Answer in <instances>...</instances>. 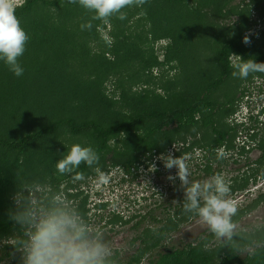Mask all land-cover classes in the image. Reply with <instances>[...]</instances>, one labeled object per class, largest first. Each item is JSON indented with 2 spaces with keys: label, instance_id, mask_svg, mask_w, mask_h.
<instances>
[{
  "label": "rangeland",
  "instance_id": "obj_1",
  "mask_svg": "<svg viewBox=\"0 0 264 264\" xmlns=\"http://www.w3.org/2000/svg\"><path fill=\"white\" fill-rule=\"evenodd\" d=\"M218 2L224 3L223 14L226 13L229 16L224 20L218 18V12H216L214 5ZM19 3L22 2L19 0L17 4ZM72 9L66 10L65 7L54 9L38 4L28 17H23L20 21L21 26L30 37L26 43L23 56L19 58V62L24 68L23 75L17 77L3 61H0V113L4 111L10 114V118L0 119L1 136L16 139L26 132L33 131L34 128L30 121L27 120L25 126L22 125L27 118L42 120L41 123H44L67 115L77 117L85 112L86 114H93L101 122L118 119L130 111L126 103L122 101V94L126 90H131L137 94H142L145 90H156L158 93L164 94V87L169 84H174L177 91L187 90L190 87L188 82L190 72L200 71L198 64H201L205 70L208 69L209 64L214 66L217 48L231 36L225 33L224 27H233L232 33H234L240 26V18L237 15L239 11L245 10L249 14V24L248 28L244 30V36L249 35L252 49L255 52H264V41L262 40L264 21H258L259 12L253 6H248L246 0H183L176 4H170L163 0H148L143 7L123 9L122 11L126 13L127 17L124 20L113 16L108 24H104L100 20L91 21L93 25L91 30H81L80 25L83 22H89L94 13L85 9H77L76 11ZM42 22H47L48 26L43 31L37 30L36 26ZM63 24H66V27ZM155 26L162 27L158 31L167 34V36L170 35V38L154 40ZM136 34L142 35L144 44L141 43L138 48L141 51L140 55L131 57L127 50V43L135 42L136 37L134 35ZM102 35H107L112 40L111 46L105 43ZM115 46H119V49L116 50L118 53H115L116 51L111 53L109 50ZM152 54L158 57L160 65L153 66L151 64L150 67H145L146 62L151 63ZM182 54L183 58L179 61L177 57ZM230 60L232 65L241 62L240 58L234 54L231 55ZM186 62L190 63L188 67L190 72L183 67ZM144 67L146 70H142ZM140 70H142L141 74L144 75L140 81L130 77L131 73ZM27 80L26 84L25 81ZM228 82L212 94L220 102L226 101L225 94L227 91L229 92L230 87L233 88L234 92H238V97L241 90L246 88L250 99L253 102H259L258 105L262 107V103H264V77L252 73L247 79L233 76V79ZM197 83L200 82L197 81ZM28 88L36 93L34 97L39 98V95L43 92L46 94V91L54 93V97L51 96V102L47 105L40 100L37 104H41V106L36 107L33 116L29 113L28 116L25 112L24 117L15 119L14 116L24 114L21 109L26 104L25 102H32L33 95L31 96L30 92H24ZM199 90L200 88H197V91ZM259 90L262 91L260 96L258 95ZM70 92L73 93L70 95V101L64 96L63 99L66 101L63 102L61 95L67 94L69 96ZM88 92L89 99L84 100L81 94ZM202 93L203 91H200L199 94ZM245 100L246 97H240L235 103L237 116L225 117L223 122L227 126L231 127L230 124L232 123L235 125L234 119H239L242 116L237 111L240 102ZM101 104L107 105L104 111ZM237 130L239 139L246 141L243 147L244 153L248 152L253 144L250 132H248L247 127L244 129L241 126H238ZM144 133V131L135 133L130 142L132 146L130 148H126V136L124 135L109 141V146L102 155V161L106 163V167L101 168L112 177L109 184H97L96 174L93 173L85 176L84 181H64L61 185L65 194L66 190L71 192L70 186H75L78 191H81L76 202L79 203L84 198L87 199L84 208L87 212L85 216L92 222L93 226L104 232L106 241L122 259L127 258L138 246L139 241L134 243V239L138 234L141 235L142 230L160 227V224L145 222L138 230H135L133 225L140 219V216L159 208L158 205H169V202L172 203L173 207L170 208V211L173 214L177 205H180L181 200L184 199V192L180 188L179 179H176L175 184L167 179L170 174L175 175L177 169L173 168L170 171L165 169L163 161L158 160L157 157L169 152L174 156H176L177 151L185 152L187 142L175 141L168 145V134L160 133L151 137L142 146L140 161L136 163L138 167H133L130 173L125 171L122 160H119L120 164L118 165H111L120 156H125L123 161L131 157L135 150L134 142L141 138ZM43 141L40 143L44 147L46 146L44 149H51L50 158L48 160L46 158L45 164L40 167L37 166L38 168L35 167V170L44 173L42 177L45 178V183L41 184L46 186H51L49 182L52 177L62 176L56 170V163L67 155L73 144L95 147L87 135L75 136L64 128L52 136L49 142ZM238 142L237 138L236 143ZM161 146H165L166 149L160 152L155 150ZM33 148L38 149V144L33 145ZM151 149H153V153H151ZM53 152L59 153L58 156H55ZM185 155L188 156L187 153ZM258 156H260V151H249V153L244 154L243 159H241L243 162L238 163L243 178L253 176L254 170L259 167L244 162L251 161L253 163ZM152 164L156 165L157 170L154 172L149 171ZM234 165L229 160L220 168L221 175L225 176L227 180L238 174ZM189 167L192 171L193 167L190 165ZM141 168L143 173L140 171ZM261 169L264 170V167ZM6 175V169L2 170L0 166V177ZM240 183L239 181L238 184ZM251 184L252 181L250 180L249 185L243 190L248 191L249 189V191L244 193L243 197H240L241 194L231 196L234 200L238 198L239 208L244 207L245 209L258 194V191L252 188L254 185ZM78 191L74 190L73 192ZM79 210L84 211L83 208ZM157 211L160 212L161 209ZM245 215L242 216V219H245ZM126 219H130L128 223L124 222ZM205 227L198 220H189L180 227L179 231L172 232L169 235L170 238L164 241L162 245L170 248L178 245V247L185 246L188 242H198L201 240V237L198 238V236H207L202 232V229L204 232L208 230ZM247 229L248 231L251 230V228ZM14 242L12 236L8 240L0 241V264H21L22 253L16 252L13 256L11 248L5 245L8 243L12 246ZM237 242L228 247L232 248L244 243L242 239ZM241 247H244V244ZM242 250L244 253L247 251L252 253L254 247L251 246L249 249ZM9 253L10 255H8ZM143 264H147L146 259L143 260Z\"/></svg>",
  "mask_w": 264,
  "mask_h": 264
},
{
  "label": "trees",
  "instance_id": "obj_2",
  "mask_svg": "<svg viewBox=\"0 0 264 264\" xmlns=\"http://www.w3.org/2000/svg\"><path fill=\"white\" fill-rule=\"evenodd\" d=\"M163 1L170 4H176L183 0ZM246 1L248 2V6H253V8L259 12L258 17L261 21H263L264 0ZM38 4L54 9H60L62 7H65L66 10L73 8L72 10L75 9L74 11L77 9H84L79 5V3L70 4L68 0H26L21 6L17 7L16 15L19 20L21 21L23 17H28L34 7ZM223 4V2L214 3L216 6V12H218V18H221V20L229 17L228 14H223ZM237 15L240 18V26H238L236 32L234 33H232L233 27H224L225 33L231 36L219 48H217L214 66L209 64L208 69L206 68L205 70L201 64H198L200 71L192 72L188 68L190 63L186 62L185 65L183 64L184 66L182 65L189 70L188 72L191 71L188 81L190 87L187 90L177 91L175 90L174 84L166 85L164 87V94H160L156 90H145L142 94L126 90L122 94V101L126 103L130 111L123 114L118 119L101 122L99 118L94 117L93 114H86L85 112L77 117L67 115L65 117L52 120L51 122L44 123H41L42 120L27 118L22 125L25 126V122L27 120L30 121L31 126L34 128L33 131L26 132L16 139H9L0 135V166L2 170L6 169L7 174L4 177H0V241H3L4 239L8 240L11 236L14 237L15 241L21 238L22 234L19 230V226L15 225V222L9 218L10 214L15 211L13 197L20 190V186H23V184L34 181L45 183V178L42 177L44 173L42 174L37 172L35 167H40L45 164L46 158L47 160L50 158L51 149L48 148L45 150L44 148L46 146L44 147L40 142L43 140H47L49 142L50 138L60 132L63 128L67 129L75 136L87 135L90 138V140L95 144L94 149L100 155L99 167L101 168L106 167V163L102 161V155L107 150L109 141L112 138H119L122 135L126 136L125 145L126 148H130L132 147L130 142L135 133L144 131V135L134 142L135 150L131 157L123 161V157L125 156H120L111 163V165H118L120 164L119 160H122L127 173H130L133 167H138L136 163L140 161L142 146L146 144L151 137L160 133L168 134V145H171L175 141L187 142L190 135H196L198 133H202L205 139L210 140L212 137L210 129L218 135L216 139L211 141V144L223 145L227 135H230L231 131L237 133L238 126H227L223 120L226 116H231L235 113V103L240 97H244V95L248 92L247 89L245 88L241 90L240 96L238 97V92H234L233 88L230 87L228 89L229 92L227 91L225 94V102H220L212 94L218 91L221 86L228 84V81L233 79L232 73L234 68L232 67V62L230 60L231 55L234 54L238 56L241 62L243 60L253 59L257 63H264V52H255L252 49V43L250 45H245L243 43L244 30L245 28H248L249 24L248 12L245 10L239 11L237 12ZM72 23L74 24V22ZM84 23L85 22H83V24ZM63 25L66 27V24ZM47 26V22H42L36 26V29L43 31ZM160 29H162V27L159 28V26H155L154 40L170 38V35L167 36V34L159 32L158 30ZM65 30L69 32V30ZM134 36L136 37L134 39L136 41L127 43V50L131 54V57H137L136 55L138 54L140 55L141 51L138 48L140 44L143 43L142 39H144L141 34H136ZM262 40L264 41V32ZM118 49L119 46H115V48L110 49L109 51L114 53V51ZM115 53H118V51ZM182 58L183 54L177 57L179 61H181ZM151 60V63L146 62L144 66L150 67L151 64L153 66L160 65L156 55L152 54ZM145 67L142 68V70H146ZM142 70L136 72L134 71L133 73L130 72V77L136 78L140 81V79L144 76L141 74ZM257 74L264 77V73ZM237 80L240 81L239 79ZM197 81L200 83L198 84ZM25 82L27 84L28 80ZM197 88H200V90L197 91ZM32 91L33 90H30V88L24 91L25 93L30 92L31 96L33 95L31 99L32 102H25L26 104L22 106L21 110L24 111V114H18L13 118H22L24 117L25 112L26 115L29 113L33 116V111L36 110V107L41 106V104H37L40 100L42 103H46L47 105L51 102V96L54 97V93H49V91H46V94L43 92L44 94L42 93L39 95V98L34 97L36 93ZM200 91H203V93L199 94ZM71 94L73 93L70 92L69 96L67 94L61 95V100L63 102L66 101V99H63V97L66 96L67 100L70 101ZM88 95L89 92L87 94H81L84 100L89 99ZM101 107L104 111L107 105L101 104ZM1 118H10V114L3 111V113H0V119ZM193 128L196 130L192 131ZM36 143L38 144V149L33 148V145ZM164 149H166L165 146L155 148L158 152L163 151ZM53 153L55 156H58L59 154L56 152ZM151 153H153V149H151ZM205 171L207 175L214 176L215 174L212 166H209ZM35 172L37 173L35 174ZM77 172H82L85 176L94 173L93 170L88 168L85 164H81L79 169H77ZM64 181L71 182V176L64 175L57 178L52 177L49 184L53 188H60ZM247 185L248 181L246 179L240 184L233 183L231 185V192L245 189ZM70 189L71 192L66 190L68 199L78 209L83 208L84 210L87 199L84 198V200L77 203L76 199L80 196L81 191H78L75 186H70ZM74 190L78 192H73ZM182 205L183 200H181L180 205H177V209L173 214H171L170 211V208L173 206L172 203L169 202V205H158L157 207L159 208L151 210L150 212L140 216V219L133 225L135 230H138L145 222L155 225L160 224V227L151 228L150 230H142L140 232L141 235L138 234V236L134 239V243L139 241L138 246L127 256V258H120L117 252L119 264H141V261L146 258H150L152 264H264V245L255 247L252 253L243 257L238 254L237 250L243 248L241 246H243L244 243L237 245L239 247L235 246L231 248L226 246L227 248L219 251L218 258L216 257L218 254L212 253L211 250L205 251L200 247L191 248L188 246L183 250L176 249L172 253L159 252L158 258L152 259L154 257V253L157 250H161L160 247L163 246L162 243L170 238L169 235H171L172 232L178 231L183 224L195 218V216L189 218L190 214L184 213ZM158 209H161V211L157 212ZM82 213L84 215L87 214L85 210L82 211ZM129 220L130 219H126L124 222L128 223ZM5 245L9 246L11 251H14V247H16L15 244L11 246L7 243ZM8 255H10V253Z\"/></svg>",
  "mask_w": 264,
  "mask_h": 264
},
{
  "label": "clouds",
  "instance_id": "obj_3",
  "mask_svg": "<svg viewBox=\"0 0 264 264\" xmlns=\"http://www.w3.org/2000/svg\"><path fill=\"white\" fill-rule=\"evenodd\" d=\"M0 0V61H3L17 77L24 73L19 62L23 56L26 43L30 39L21 26L16 15L17 7L26 0ZM70 4L79 5L88 12L94 13L91 20L81 24V30H91V21L100 20L108 24L113 16L126 19L122 11L128 7H143L148 0H68ZM105 43L111 46L112 40L102 35ZM245 45H250L249 35L243 38ZM232 75L247 79L252 73H264V63L253 59L243 60L232 65ZM247 115V109H241ZM243 123V120H240ZM196 129L193 128L192 131ZM175 147V145H174ZM229 155L223 148L217 149V158L225 159ZM163 161L167 170L177 169L175 175L167 179L175 184L180 181L184 192L183 211L195 216L201 225L221 241L231 246L244 238L239 225L234 221L238 213L237 202L230 197L231 186L225 176L216 174L203 182L190 181L191 171L189 157L174 156L171 152L157 157ZM100 155L91 146L73 144L67 155L56 163L60 175H70L73 182L86 179L82 172H77L85 164L96 174V183L107 185L112 177L99 167ZM152 164L149 171H156ZM140 171L143 173V169ZM15 211L10 219L19 226L21 238L14 244L16 252L22 253L21 264H119L116 250L106 241L104 232L93 226L92 222L68 199L62 187L53 188L40 182H31L20 186L13 197ZM207 248V245H205ZM143 264V261H141Z\"/></svg>",
  "mask_w": 264,
  "mask_h": 264
},
{
  "label": "flooded vegetation",
  "instance_id": "obj_4",
  "mask_svg": "<svg viewBox=\"0 0 264 264\" xmlns=\"http://www.w3.org/2000/svg\"><path fill=\"white\" fill-rule=\"evenodd\" d=\"M259 22H261L260 19H258ZM264 21V20H263ZM260 89V88H259ZM258 95L260 96L261 90L258 91ZM248 92L244 95L246 97L245 101H241L239 104V110L237 112L241 113L242 116L239 119H234L236 121L235 125L232 123L231 126H241L242 128H246L248 132H250L251 142L253 143L251 148L249 145V151L256 152L260 151V156H258L253 163L251 161L244 162L245 164H254L259 166L254 170L253 176L248 178H243V174L240 173V166L238 163H241V159H243L245 153H244V146L246 141L239 139V136L236 132L231 131L230 135H227L226 140L224 141L223 145H215L211 144L212 140L216 139L218 135L210 129L211 133V139L207 140L203 137L202 133H198L196 135H190L187 140V147L184 149V151L187 152H176V157H179L181 155H187L189 156V165L193 167V170L191 171L190 181L192 182H203L208 179H210L212 176L207 175L206 171L209 166H212V169L214 170L215 174H221V167L227 163V161H231L232 165L235 166L236 171L238 174L236 176H232L229 178L230 186L233 183H237L240 181L241 183L245 181V179L248 181H252V186L254 185V190L258 191V194L255 196V198L252 200V202L247 206L245 209L244 207H240V202L238 205V213L233 218L234 221L239 225L242 234L244 238L242 241L244 242V247L237 250L238 254L240 256H246L248 255V251L244 253L242 249L245 248H251V246L260 247L264 245V170L261 168L264 167V103H262V107H260L258 104L259 102H253L250 97L248 96ZM241 109H247V115L241 112ZM236 115L237 114H233ZM232 116V115H231ZM230 116V117H231ZM228 120V119H227ZM240 120H243L244 122L241 123ZM231 121V118H230ZM238 138V143H236V139ZM258 138V140H257ZM182 142V141H180ZM184 142V141H183ZM208 143V144H207ZM223 148L226 152L229 153L227 158L225 159H218L217 158V149ZM235 157V158H234ZM226 162V163H225ZM215 166V168H214ZM220 170V172H219ZM239 180V181H238ZM247 185V186H248ZM246 189V188H245ZM242 190H236L234 192L230 193V197L236 196L238 194H241L240 197H243L244 193H248V191ZM235 201H238V198H235ZM251 208V209H250ZM158 212V211H157ZM245 215V219H242V216ZM198 220L197 217L193 219ZM192 221V220H191ZM207 230V227H205ZM204 228V229H205ZM247 228H251V230L248 231ZM179 231V230H178ZM202 232L204 236H198V238L201 237V240L198 242H188L185 246H175L168 248L166 245L161 246V250H157L154 253V257L152 259L158 258V253L160 252H170L172 253L176 249H186L188 246L191 248L200 247L201 249L205 251H210L212 253L218 254L219 251L222 249L227 248L221 241L217 240L213 234L207 230L204 232L202 229ZM201 232V233H202ZM203 237V238H202ZM206 237V238H205ZM250 242V243H248ZM238 243V242H237ZM205 245H207V248H205ZM219 257V254L216 256ZM147 264H152L150 261V258H146Z\"/></svg>",
  "mask_w": 264,
  "mask_h": 264
}]
</instances>
